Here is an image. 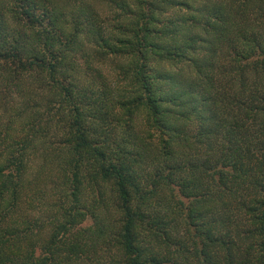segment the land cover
Wrapping results in <instances>:
<instances>
[{
  "label": "trees",
  "instance_id": "obj_1",
  "mask_svg": "<svg viewBox=\"0 0 264 264\" xmlns=\"http://www.w3.org/2000/svg\"><path fill=\"white\" fill-rule=\"evenodd\" d=\"M0 264H264V0H0Z\"/></svg>",
  "mask_w": 264,
  "mask_h": 264
},
{
  "label": "rangeland",
  "instance_id": "obj_2",
  "mask_svg": "<svg viewBox=\"0 0 264 264\" xmlns=\"http://www.w3.org/2000/svg\"><path fill=\"white\" fill-rule=\"evenodd\" d=\"M1 114V113H0Z\"/></svg>",
  "mask_w": 264,
  "mask_h": 264
}]
</instances>
